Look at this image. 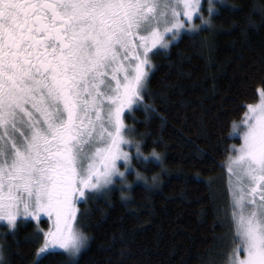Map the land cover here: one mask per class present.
Instances as JSON below:
<instances>
[{
    "label": "snow or ice",
    "instance_id": "1",
    "mask_svg": "<svg viewBox=\"0 0 264 264\" xmlns=\"http://www.w3.org/2000/svg\"><path fill=\"white\" fill-rule=\"evenodd\" d=\"M238 8L226 0H0V264H10L9 235L15 240L32 221L36 230L24 238L38 245L31 264L56 256L78 264L89 245L78 204L117 184L125 202L133 184L159 186L160 174L137 166L168 175L166 156L155 147L145 155L151 131L125 120L142 111L148 125L159 114L149 88L156 56L184 39L215 37L216 21ZM233 26L244 37L264 31V3ZM257 91L259 103L229 134L241 143L224 165L230 206L217 215L233 246L219 264H264V89ZM43 217L53 221L46 232Z\"/></svg>",
    "mask_w": 264,
    "mask_h": 264
},
{
    "label": "trees",
    "instance_id": "2",
    "mask_svg": "<svg viewBox=\"0 0 264 264\" xmlns=\"http://www.w3.org/2000/svg\"><path fill=\"white\" fill-rule=\"evenodd\" d=\"M226 3L238 5V14L226 12L216 21L220 34L184 39L168 55L155 57L149 88L159 114L145 125L144 113L137 111L135 121L125 123L140 133L151 131L145 155L153 147L164 154L169 174L137 166L148 177L160 174L159 186L144 191L133 184L132 200L125 202L117 184L109 196L78 204L79 224L89 237L78 264H209L210 259L219 264L233 246L230 225L217 215L218 209H229L224 165L233 145L241 143L229 134L247 106L259 102L257 90L264 89V31L244 37L233 25L242 26L264 0ZM160 139L163 143L153 144ZM134 180L133 175L129 183ZM47 225L42 220L40 227ZM35 230L30 222L15 240L9 235L10 264H31L38 245L24 238ZM0 232L4 236L6 229ZM45 264L63 260L56 256Z\"/></svg>",
    "mask_w": 264,
    "mask_h": 264
},
{
    "label": "rangeland",
    "instance_id": "3",
    "mask_svg": "<svg viewBox=\"0 0 264 264\" xmlns=\"http://www.w3.org/2000/svg\"><path fill=\"white\" fill-rule=\"evenodd\" d=\"M213 2L216 3L217 0H213ZM205 7H207L206 4H205ZM196 22L199 23V21H196ZM150 74H151V72H150ZM150 74H149V76H150ZM258 103H259V102H258ZM125 115H127V113H126ZM238 147H239V146H238ZM133 155H134V150H133ZM121 170L123 171V168H121ZM77 207H78V205H77ZM42 220H46V221L48 222L47 228H46V230H44V231L46 232V231H48L49 228H51V227L53 226V221L48 220L47 217H43ZM32 223L35 224L34 221H32ZM0 228H1V227H0ZM2 236H3V234L0 232V237H2ZM242 258H243V252H241V259H242Z\"/></svg>",
    "mask_w": 264,
    "mask_h": 264
}]
</instances>
